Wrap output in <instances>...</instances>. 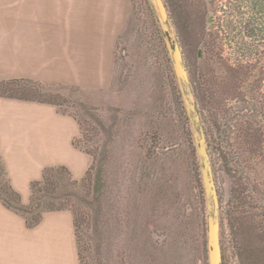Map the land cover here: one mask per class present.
<instances>
[{
    "label": "rangeland",
    "instance_id": "374dc122",
    "mask_svg": "<svg viewBox=\"0 0 264 264\" xmlns=\"http://www.w3.org/2000/svg\"><path fill=\"white\" fill-rule=\"evenodd\" d=\"M170 2L173 4H168L170 10L178 9L181 17L176 19L174 26L166 7L168 27L160 20L152 0H128L123 24L115 38L113 67L106 85L89 88L60 83L61 98L74 102L73 105L81 102L96 109L95 113L102 120V131L97 138L99 143L108 144L109 156L112 154L103 167L102 215L95 240L90 239L87 253L85 246H81L84 251L78 264H208L207 216L210 213L206 209L193 127L164 47L163 33L168 32L170 39L178 44L180 40L187 71L194 69L199 73L207 68L200 59L201 54L197 56V53L199 50L201 53V43L207 40L208 33L218 31L215 42L224 47L221 54L233 55L217 24L218 17L226 16L227 7L230 8L233 2L199 0V12L196 10L194 21L185 17L178 0ZM250 63L251 73L255 74L253 78L261 81L260 92L264 98V36ZM172 77L177 93L172 87ZM250 82L253 83V79ZM5 90L10 91L12 87ZM190 91L189 98L199 114L207 141L211 132L214 134L212 125L215 124L210 103L205 100L199 111L191 88ZM60 109L72 110L69 106ZM89 136H85V142ZM76 137H79V131ZM82 141L80 138L79 150ZM86 144L91 145L90 142ZM192 148L198 175L193 166ZM85 154L89 156L90 166L92 157L86 151ZM217 158L210 155L219 198V238L225 249L226 262L259 264L254 254L260 250L264 253V238L249 228L241 229L240 234L233 236L236 223L231 202L238 186L221 169L219 154ZM257 173L255 179L259 183L261 176ZM1 184V193L6 196ZM255 204L260 205V202ZM56 211L67 212L71 218L76 248L71 211ZM15 214L23 219L20 214ZM25 231H38V228L25 226Z\"/></svg>",
    "mask_w": 264,
    "mask_h": 264
},
{
    "label": "crops",
    "instance_id": "0c3cea01",
    "mask_svg": "<svg viewBox=\"0 0 264 264\" xmlns=\"http://www.w3.org/2000/svg\"><path fill=\"white\" fill-rule=\"evenodd\" d=\"M0 80L31 79L98 88L107 84L128 0H2ZM75 119L53 104L0 96V159L21 203L45 167L79 179L90 164L72 144ZM64 211L46 212L25 231L0 202V264H78Z\"/></svg>",
    "mask_w": 264,
    "mask_h": 264
},
{
    "label": "trees",
    "instance_id": "16d2710c",
    "mask_svg": "<svg viewBox=\"0 0 264 264\" xmlns=\"http://www.w3.org/2000/svg\"><path fill=\"white\" fill-rule=\"evenodd\" d=\"M163 1L175 26L176 19L181 17L180 11L177 12L178 9L176 11L174 8L170 10V5L168 6L170 0ZM178 2L181 3L185 17L194 21L196 10L199 12V0ZM232 2V6L226 9V16L218 17L217 24L218 30L228 40V48H232L233 55L221 54L224 47L215 42L218 31L208 33L207 40L201 43L200 48V59L207 68L199 73L194 69L187 72L197 109L201 111V105L207 100L213 113L214 134L211 132L206 141L207 149L211 156L215 155L216 160L219 154L221 169L233 179L235 186H238L237 194L231 202L236 223L233 236L238 235V232L240 234L243 231L241 229L249 228L264 238V98L260 92L261 81L253 78L255 74L251 73L250 63V59L256 54L259 41H263L264 0ZM197 17L198 14L196 19L199 20ZM230 32L232 34H229ZM178 42L181 45L179 39ZM230 60L232 62H229ZM251 79L253 83L250 82ZM171 81L177 93L173 77ZM61 86L60 83L47 84L31 79L0 80V96L53 104L61 112L70 114L75 119L79 131V137L73 138L72 144L80 148L79 139L83 138L81 150L91 155V165L79 180L74 179L63 165L45 167L40 179L30 183L29 199L23 205L20 203L19 194L8 181L0 159V185L3 183L7 193L3 196L0 188V201L5 207L20 214L27 228L37 225L45 212L70 210L80 262V254L84 251L81 250V246H85L87 253L90 239L95 240L102 215L103 167L110 161L112 154L109 156L108 144L103 141L99 143L97 138L102 131V120L95 113L96 109L81 102H76V105L70 100L67 102L58 92ZM9 87H12V90L6 91L5 89ZM177 97L180 98L179 94ZM64 106H69L72 110L69 112L60 109ZM88 135H91L87 137L90 146L85 142V136ZM191 154L195 174L198 175L194 148ZM256 173L261 176L259 183L255 179ZM197 181L199 183V180ZM10 197H14L16 201ZM256 201H259L260 205L255 204ZM221 252L222 264H227V256L222 245ZM254 255L259 264H264V253L261 250Z\"/></svg>",
    "mask_w": 264,
    "mask_h": 264
},
{
    "label": "water",
    "instance_id": "95a60500",
    "mask_svg": "<svg viewBox=\"0 0 264 264\" xmlns=\"http://www.w3.org/2000/svg\"><path fill=\"white\" fill-rule=\"evenodd\" d=\"M152 1L154 3V7L159 15L160 20L166 26L170 27V21L164 1ZM163 39L166 50L171 59L175 77L179 85V90L182 96L184 108L186 110L187 116L191 121L194 131V140L196 144V151L200 164L202 184L206 198V209L210 213L207 216L208 264H222V252L219 238L220 223L218 220L219 198L213 178L212 165L210 163V155L206 147L205 134L200 123L199 114H197L196 109L193 106V102L189 98V92L191 94L189 75L185 66V62L179 44L176 41H172L170 39L168 32L163 33ZM200 54L201 53L199 50L197 56H200Z\"/></svg>",
    "mask_w": 264,
    "mask_h": 264
}]
</instances>
